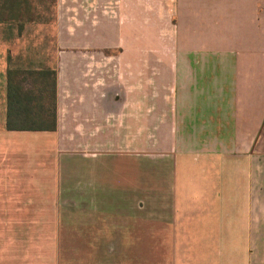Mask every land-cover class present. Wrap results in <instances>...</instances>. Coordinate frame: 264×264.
Wrapping results in <instances>:
<instances>
[{
  "label": "crops",
  "instance_id": "1",
  "mask_svg": "<svg viewBox=\"0 0 264 264\" xmlns=\"http://www.w3.org/2000/svg\"><path fill=\"white\" fill-rule=\"evenodd\" d=\"M6 1L0 264H44L12 243V224L47 218L68 193L77 212L93 196L112 204L102 222L119 235L140 227L142 168L129 169L135 181L119 169L113 187L92 159L148 148L161 157L149 168L151 227L172 264L174 253L181 264H264V0H53L48 25L40 7L12 19ZM162 43L169 50H143ZM7 69L55 71V130L6 128Z\"/></svg>",
  "mask_w": 264,
  "mask_h": 264
},
{
  "label": "rangeland",
  "instance_id": "2",
  "mask_svg": "<svg viewBox=\"0 0 264 264\" xmlns=\"http://www.w3.org/2000/svg\"><path fill=\"white\" fill-rule=\"evenodd\" d=\"M12 7L10 15L13 18L27 17L31 15L30 12L18 11L21 7L32 8L40 7L44 9L42 15L47 23H52L55 16V8L53 7V0H7ZM33 2V3H31ZM9 15V14H8ZM51 29H46L45 42L42 45L43 50L48 51L50 46ZM151 46L152 50L161 52L165 51V48L169 44H151L143 45V50H148L145 47ZM6 122V120H5ZM145 141H143V146ZM147 147L149 143H146ZM145 148V147H143ZM149 149V148H148ZM143 150V154L124 153L117 152L114 154H99L98 157H93V164H101L110 171L109 182L113 187H118V173L123 169H126L124 173V179L135 181L133 172H129L136 167H141V223L140 227L133 229L132 226L127 225L126 228L121 231L125 235H119L114 232V227L108 229L107 225H103L102 211L100 208L111 206L112 204H106L101 202L100 197L93 196L92 200H95L93 204H77V208H81L80 211H76L68 201L71 199L70 193L65 196L66 203L57 205L55 208L53 205L47 204V208L53 206L52 210H47L45 219H29V220H15L12 224L13 230L9 234L12 238L14 245L30 246L32 252H37L34 258V253H31V263L39 261L37 254L40 256V261L44 264H172L171 254L165 250V247L161 248L160 237H156V232L160 231V228L151 227V215L155 212L149 209L150 193L152 190L153 177L151 179V171L158 162L160 163L161 157L149 153L150 150ZM99 161V162H98ZM102 161V162H101ZM158 163V164H159ZM165 165H169V158L165 159ZM98 166V165H97ZM108 174V173H107ZM163 178L159 181L158 188H166V179ZM137 179V176H136ZM156 184V183H155ZM154 186V185H153ZM69 191V187H67ZM113 194H111L112 196ZM113 198H111L112 201ZM84 200L78 198V202ZM116 202V199H113ZM116 203L113 204L115 206ZM57 212V218H50ZM57 227V236L55 234ZM113 228V229H112ZM153 231L154 235H151ZM54 234V235H53ZM44 235V236H43ZM47 235V236H46ZM45 241V243H44ZM158 244V248H155ZM35 246L37 247L35 249ZM21 247V246H20ZM152 247V248H151ZM154 247V248H153ZM21 250L23 247L20 248ZM39 249V250H37ZM44 250V255L42 254ZM26 253V252H25ZM25 253L18 252L17 255ZM175 254V263L181 264V253ZM186 255L189 253H185ZM23 258V260H24ZM17 261V259H16ZM187 260L185 261V264ZM189 264H192L189 262Z\"/></svg>",
  "mask_w": 264,
  "mask_h": 264
},
{
  "label": "trees",
  "instance_id": "3",
  "mask_svg": "<svg viewBox=\"0 0 264 264\" xmlns=\"http://www.w3.org/2000/svg\"><path fill=\"white\" fill-rule=\"evenodd\" d=\"M6 122L8 130L56 129L54 70L7 69Z\"/></svg>",
  "mask_w": 264,
  "mask_h": 264
}]
</instances>
